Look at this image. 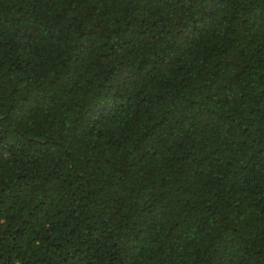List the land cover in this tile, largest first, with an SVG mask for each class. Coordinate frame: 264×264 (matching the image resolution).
Here are the masks:
<instances>
[{"label":"trees","instance_id":"trees-1","mask_svg":"<svg viewBox=\"0 0 264 264\" xmlns=\"http://www.w3.org/2000/svg\"><path fill=\"white\" fill-rule=\"evenodd\" d=\"M264 0H0V264H264Z\"/></svg>","mask_w":264,"mask_h":264},{"label":"water","instance_id":"water-1","mask_svg":"<svg viewBox=\"0 0 264 264\" xmlns=\"http://www.w3.org/2000/svg\"><path fill=\"white\" fill-rule=\"evenodd\" d=\"M263 258H264V253H263Z\"/></svg>","mask_w":264,"mask_h":264}]
</instances>
